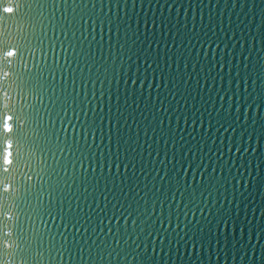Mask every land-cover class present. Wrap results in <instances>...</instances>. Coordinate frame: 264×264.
I'll use <instances>...</instances> for the list:
<instances>
[{
	"label": "water",
	"instance_id": "95a60500",
	"mask_svg": "<svg viewBox=\"0 0 264 264\" xmlns=\"http://www.w3.org/2000/svg\"><path fill=\"white\" fill-rule=\"evenodd\" d=\"M0 264H264V0H0Z\"/></svg>",
	"mask_w": 264,
	"mask_h": 264
}]
</instances>
